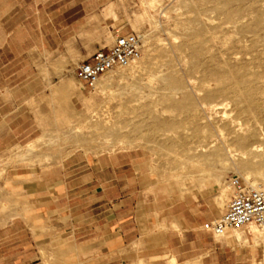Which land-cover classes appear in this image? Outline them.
I'll list each match as a JSON object with an SVG mask.
<instances>
[{"label":"rangeland","instance_id":"rangeland-1","mask_svg":"<svg viewBox=\"0 0 264 264\" xmlns=\"http://www.w3.org/2000/svg\"><path fill=\"white\" fill-rule=\"evenodd\" d=\"M244 8L264 11V0H0V106L8 91L14 99L34 96L26 112L0 110V120L11 127L31 126L0 148V264L76 263L74 242L63 232L65 218H82L104 196L72 192L56 201L46 193L26 195L24 185L40 183L42 176L49 184L95 189L103 179L100 167L116 171L113 183L130 187L133 196L116 195L128 196L124 213L134 211L140 242L148 247L177 245L151 242L181 229L208 235L201 228L223 213L232 177L264 188V25L253 24L254 14L243 15ZM126 34L141 39L136 63L84 88L76 67ZM236 69L249 82L255 109L232 97L244 91L235 79L220 81L221 70ZM170 73L189 97L183 109L163 100L182 98L160 82ZM213 91L231 95L205 101ZM232 130L248 138L246 146L254 144L258 152L251 161L259 170H240L232 156L240 147L227 136ZM33 205L47 213L49 227L58 226L37 239V248L28 235H19L18 223L5 229ZM206 212L212 220L201 216ZM248 231L259 256L255 264H264V228Z\"/></svg>","mask_w":264,"mask_h":264},{"label":"crops","instance_id":"crops-1","mask_svg":"<svg viewBox=\"0 0 264 264\" xmlns=\"http://www.w3.org/2000/svg\"><path fill=\"white\" fill-rule=\"evenodd\" d=\"M8 94L7 99L0 106V110L9 113L18 110L26 112V102L34 97L24 94L21 98L14 99L10 91ZM29 127L31 126L24 127L21 131L19 125L18 127H11L10 122H6L5 117L2 118L0 120V148L8 142L11 143L12 138L16 140L21 134L29 130ZM17 128H19L18 132L15 131ZM86 170L83 169V172ZM97 172L103 179L97 182L95 189H92L90 184L85 185L84 183L82 185L74 184L72 187L66 183L63 185L49 184L43 182V176L40 183L24 185L26 195L35 196L39 193H46L48 199L56 201L64 197L68 198L72 192H98L99 195L104 196L98 205L89 209L88 214L83 213L82 218L79 219L70 214L68 218H65L63 232L66 231L68 239H72L74 242L77 258L75 264H130L140 260L146 264H255L259 258L256 249H252L254 237L250 231L246 230L229 232L222 238H215L209 234L191 231L188 233L181 229L180 233L164 234L160 235L161 237L152 238V244L157 243V241H167L166 239L169 242L176 240L177 245L173 247L166 244L159 247H148L146 240H142V244L139 236V223L134 211L130 210L124 213L128 196L121 194L118 197L116 195L117 192H131L130 187L121 188L119 183H113V177L117 176L116 171L110 173L107 167L104 169L100 167ZM82 176L84 177L85 174ZM112 193L115 195H111ZM53 195L56 197L54 198ZM129 196L132 200L133 193L131 192ZM70 200L72 199H68V202ZM52 213L51 215L55 214ZM46 215L47 213L38 210L33 205V207L26 208L21 216L12 219L5 229L10 230L18 223L19 235H24V239L28 235L37 248V244L40 243L37 239H40L44 232L53 229L58 231V226L53 228L52 225L51 227L47 225ZM201 216H206L205 221L213 219V216L207 212ZM237 234L239 238L236 237ZM187 236H191L190 246H187ZM137 244L142 246L136 249L134 247Z\"/></svg>","mask_w":264,"mask_h":264},{"label":"built area","instance_id":"built-area-1","mask_svg":"<svg viewBox=\"0 0 264 264\" xmlns=\"http://www.w3.org/2000/svg\"><path fill=\"white\" fill-rule=\"evenodd\" d=\"M141 39L136 34L116 35L110 48L96 51L75 69L84 88L93 89L98 79L113 69L132 66L139 58ZM232 197L221 216L202 226L212 237L222 238L229 232L264 228V191L246 186L239 178L229 180Z\"/></svg>","mask_w":264,"mask_h":264},{"label":"bare ground","instance_id":"bare-ground-1","mask_svg":"<svg viewBox=\"0 0 264 264\" xmlns=\"http://www.w3.org/2000/svg\"><path fill=\"white\" fill-rule=\"evenodd\" d=\"M235 3H237V2H235ZM239 3H241V2H239ZM238 3V4H239ZM243 3V2H242ZM237 8V7H236ZM233 9V8H232ZM245 9H247V8H244V10ZM243 10V9H242ZM241 10V11H242ZM230 11V10H229ZM246 11V13L245 14H243V15H251L252 13L254 14V11L253 12H251V11H248V10H245ZM256 12H258V11H256ZM227 13H228V11H227ZM235 14L237 15V19H240L243 15H242V13L239 11V10H237L236 9V11H235ZM228 15V14H227ZM238 16H240L239 18H238ZM229 18V17H228ZM230 19V18H229ZM252 20V22H253V24H255V25H264V11H261V12H258V13H255L254 14V16H253V18H251ZM235 20V19H234ZM236 22V21H235ZM239 25H241V23H238ZM252 24V23H251ZM244 25V24H243ZM242 25V26H243ZM246 25V24H245ZM250 25V24H249ZM248 27V26H247ZM238 28V27H237ZM244 31H247V30H244ZM240 32V31H239ZM199 50V49H198ZM193 51L195 52V51H197V50H194L193 49ZM196 53V52H195ZM191 64H192V66H194V65H196V63L192 60V62H191ZM224 67V66H223ZM219 69L220 68H222L221 66L220 67H218ZM234 68H236V67H233L232 68V70L234 69ZM229 70H231V68L229 67L228 68ZM235 70V69H234ZM237 70V69H236ZM240 70V69H239ZM221 71H223V77H224V80H220V81H225V79H235L234 81H235V83H236V86L237 87H239V86H241V87H244V91H240L241 93L237 96V94H236V96H234V95H232V97H234V98H236L237 100H240V102H245L246 104H247V106L250 108V109H255V105L257 104V101H256V103L254 102V99L251 97V95L249 94V91L247 92L246 91V86H247V84L249 83L248 81H247V79H246V81H245V79H243L244 78V76L242 77V73H241V71H236V72H226V73H224V70H221ZM226 71H228L227 70V68H226ZM243 71H246V70H243ZM247 72V71H246ZM248 73V72H247ZM256 73V72H255ZM245 74V73H244ZM249 74V73H248ZM247 74V75H248ZM254 74V73H253ZM258 74V73H257ZM247 75H245V78H246V76ZM250 76V75H249ZM254 76H256V75H254ZM254 76H252V79H254ZM257 76H259V75H257ZM218 77H219V74H218ZM217 79V78H216ZM215 79V80H216ZM257 79V78H256ZM255 79V80H256ZM251 80V79H250ZM216 81H218V80H216ZM229 80H227V82H228ZM252 81V80H251ZM160 82L161 83H163L164 84V88H165V90L166 91H169L170 92V94H177V93H180V94H182V98L179 100V101H174L173 100V98H172V96H170V97H167V98H165V99H163L164 101H165V104H167L168 106H169V108H172V109H183L184 107H186L189 103H190V100H189V97L187 96V95H185V94H183L181 91H182V83L181 82H179V80H177V79H175L172 75H171V73L170 74H168V75H165L164 77H162V78H160ZM231 82V81H230ZM229 82V83H230ZM248 82V83H247ZM253 82V81H252ZM251 82V83H252ZM221 83V82H220ZM228 83V84H229ZM254 83V82H253ZM227 83H226V85H228ZM225 85V84H224ZM225 85V86H226ZM229 85H231V84H229ZM229 89H230V87H229ZM235 89H237V88H235ZM239 89H240V87H239ZM226 90V89H225ZM241 90V89H240ZM229 91V90H228ZM228 91H227V94L225 93V92H223V91H218V92H214V93H209L208 95H206V97L204 98V100L205 101H212V102H214V101H216V99H218V98H225L228 94H230V92L228 93ZM231 91H235L234 90V87H233V89L231 90ZM235 92H237V91H235ZM255 92V91H254ZM237 93H239V91L237 92ZM235 94V93H234ZM257 94V93H256ZM231 95V94H230ZM231 97V98H232ZM256 97H257V95H256ZM207 103V102H206ZM209 103V102H208ZM261 104V103H260ZM216 106H222V103H216L215 104ZM258 107V106H257ZM74 133V132H73ZM227 136H229L230 137V140H231V142L232 143H234L236 146H238V147H240V152H237V151H234L233 152V154H232V156L234 157V160L236 161V163H237V165H238V167L240 168V170L243 172V173H247V171L248 170H252V169H256V170H259L260 168H261V166L260 165H253L252 164V161H251V159L252 158H255L256 157V153L258 152V150L256 149V147H254L253 145L254 144H250L249 146H246L247 144L246 143H248V138H246V137H242L241 135H238V131L237 130H232V131H230L229 132V134L227 135ZM251 140H254V138H251ZM243 149H247V152H243L244 150ZM215 156H216V158H219L220 157V151H217L216 153H215ZM232 157V158H233ZM251 188H254V189H259V190H262V191H264V188H262L260 185H258L257 184V182L256 181H252V183H251V186H250ZM254 228V227H253Z\"/></svg>","mask_w":264,"mask_h":264}]
</instances>
